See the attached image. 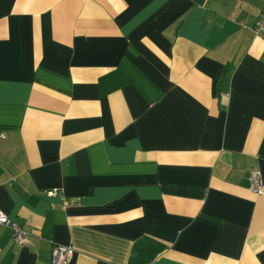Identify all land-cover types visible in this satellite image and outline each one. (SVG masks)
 I'll return each mask as SVG.
<instances>
[{
	"label": "crops",
	"instance_id": "1",
	"mask_svg": "<svg viewBox=\"0 0 264 264\" xmlns=\"http://www.w3.org/2000/svg\"><path fill=\"white\" fill-rule=\"evenodd\" d=\"M263 9L0 0V264H264Z\"/></svg>",
	"mask_w": 264,
	"mask_h": 264
},
{
	"label": "built area",
	"instance_id": "2",
	"mask_svg": "<svg viewBox=\"0 0 264 264\" xmlns=\"http://www.w3.org/2000/svg\"><path fill=\"white\" fill-rule=\"evenodd\" d=\"M254 30L256 35L264 36V9L255 23ZM253 190L261 193L263 189V178L259 170L252 172ZM56 189L49 191V194H55ZM9 227L14 232L15 241L19 245L29 243L31 233L26 230L17 220L11 218L4 210L0 208V228ZM74 251L73 245L55 244L52 248L51 264H69V260Z\"/></svg>",
	"mask_w": 264,
	"mask_h": 264
}]
</instances>
